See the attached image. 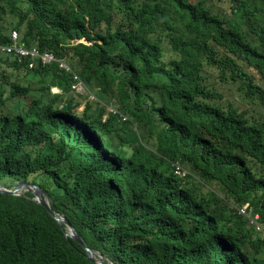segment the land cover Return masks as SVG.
I'll return each instance as SVG.
<instances>
[{
  "label": "trees",
  "instance_id": "obj_1",
  "mask_svg": "<svg viewBox=\"0 0 264 264\" xmlns=\"http://www.w3.org/2000/svg\"><path fill=\"white\" fill-rule=\"evenodd\" d=\"M26 1L31 10L20 6ZM1 2L12 3L7 12L16 14L17 22L30 15L29 26L53 32L60 40L47 35L49 47L68 58L86 84L99 80L106 60L117 53L126 70L116 79L117 93L137 90L139 100L123 97L137 126L115 124L110 116L104 123V129L115 131L110 136L91 114L74 113L69 102L60 104L46 91L19 111L22 100L13 98L28 93L20 85L30 83L31 70L12 54L0 53V185L40 186L51 210L63 214L84 243L113 264H264V235L229 204L249 202L264 215V179L247 164L252 157L264 166V129L241 111L224 112L210 103L218 92L206 81L205 68L218 69L223 79H239L264 103V0H230L233 16L240 18L243 10L240 27L226 26L205 0L190 7L178 0ZM5 24L10 23L0 5L1 42L9 39ZM211 28L220 37L218 45L241 65L234 60L233 71L223 76L227 65L218 50L205 58L179 53L175 63L162 66V78L172 82L162 86L165 98L155 109L150 76L158 58L150 45L170 44L171 36L177 52L191 36ZM81 37L103 40L91 46L67 43ZM74 57L88 65L75 66ZM32 70L44 81L69 84L56 65ZM10 99L15 103L9 107ZM149 109L157 111L156 118ZM49 139L53 143L47 145ZM176 160L189 171L185 178L173 173ZM0 264L94 262L26 190L0 193Z\"/></svg>",
  "mask_w": 264,
  "mask_h": 264
},
{
  "label": "clouds",
  "instance_id": "obj_2",
  "mask_svg": "<svg viewBox=\"0 0 264 264\" xmlns=\"http://www.w3.org/2000/svg\"><path fill=\"white\" fill-rule=\"evenodd\" d=\"M178 1L182 5V7H190L192 4L197 3L200 0H178ZM205 1L212 6V9L214 12L221 15L219 11H216L214 9V5L210 0H205ZM227 2L230 3V13H231V2L230 0ZM10 4L12 3H8V2L0 3V5L4 7V16L6 18V21L10 23L9 25L5 24L6 25L5 32L7 36L9 37V39L7 42L0 41V53H4L5 55L12 54L20 62H23L28 70H31V71H28L30 73L29 78L31 82L29 84L26 83L27 85H20L23 88H27L28 93L26 94L25 97L15 96L13 98V99L22 100V103H21L22 105L19 111H25L29 105L30 100L33 99V97L35 98L40 93H44L46 91L48 94L52 96H55V95L58 96L60 104H65L66 102H69L73 106L72 111L74 113L88 112L86 111V109L88 108L87 104L89 102L90 105L96 104L98 107L101 108L100 110L101 112L99 113V116H100V122H102L103 124L108 120L110 116H114L116 118L115 124H119L123 126V122L129 121L133 123L134 127L137 126L136 123L132 120L131 116L127 113L128 110L124 106V101H123V97H126L128 101H131V97H135L138 99L137 90H135L133 93H128L123 96H119L117 93L116 79L118 78L120 74H123L126 72L123 66V62L119 61V57L117 53H115L112 58L106 60L107 65L102 68L101 78L99 80H92L91 82H89V84H86L85 81L80 77V75L73 70V67L68 62L69 59L59 56V53H55L54 50L49 47V44L46 40V36L49 35L51 37L48 36V39L53 38L55 40V39H58L54 37L56 35L53 32L52 33L48 32L47 29L45 28H40L38 25L32 24L31 26H29L28 20H30V15L23 23L17 22L18 16L16 14H13V13L10 14L7 12V9ZM20 6L25 10L26 9L31 10L28 1H26V3H21ZM15 7H16L15 10L17 11V4L15 5ZM240 13H241L240 18H239V15H237L238 19L235 16H232V18H235L238 21L237 27H240L243 21L242 19L243 10H240ZM86 20H88L87 17H86ZM172 20L176 21V18L173 17ZM226 21L227 22L225 25L230 26L231 25L230 20L226 19ZM17 25L21 27L18 28ZM54 32L56 34L59 33L56 31ZM167 32L169 33V31H165V33ZM179 34L180 33H178V35ZM191 37L192 38L188 46L182 47V50L180 51L175 49V51L177 52L173 51V47L175 44L171 36H170V40H171L170 44L153 43L150 45V49L152 48L154 49V55L152 57L154 59L158 58V60L155 63L156 71L150 76V79H151L150 83L155 89V93L152 98L153 102L156 104L155 109H158V106H159V103H157L158 100L159 99L164 100L165 98L162 86H167L170 84V82H172L170 80H164L162 78L161 76L162 66L164 64L165 65L170 64L172 62L175 63L174 60H178L179 53L180 54L186 53L188 55L193 56L194 58H200V57L205 58L209 53L213 52L214 50H218L219 55L224 56L226 65H227V72L225 74H221L223 76H228L230 75L231 71H233L232 62H234V60L236 61L238 65H241L239 58L236 57L234 53H229L223 50L218 45V41L220 37L216 34L214 28H211L210 32L205 35L191 36ZM102 40L103 39H100V38L88 39L86 37H81V38L71 39L70 42H67V43L69 44H76V43L80 44L81 43V44L91 46L94 43L102 44ZM62 45H63V41H60L58 43V47L62 49ZM71 60L74 61L75 66L77 65V66L83 67L84 65H88V63L82 62L75 57L74 59H71ZM51 65H56L57 69L63 71L65 74H68L69 79H70L68 86H59L55 83H51L50 81H44L40 78L39 75L36 77L32 76V75H37L33 72L32 69H35L38 67L41 68V67L51 66ZM208 66L209 65H206L205 68H207L206 69V81L209 84L213 85L212 83L208 81V77H207L208 71L216 72L218 80H229L231 82L240 83L239 79L232 80L229 77L224 78V79L221 78V76L219 75L220 72L218 69L214 67L208 68ZM240 88L245 89V93L248 94V91L246 90V88L242 87L241 83H240ZM217 92L218 94L215 95L214 100H210V103L222 109L224 112H229L231 109H236L237 111H241L245 114L244 111L240 110L237 107H234L230 104L224 105L221 101L222 94L219 91ZM13 99H10L7 101V104L9 105V107L11 104L15 103ZM144 107L148 110V108L145 105ZM107 108L109 109V111L106 110ZM149 114L153 115V118L157 117V111L155 110L149 109ZM105 115H106V119H104ZM250 122L261 125L264 129L263 123H259L255 121L254 122L250 121ZM120 132H123V131L120 129ZM73 138H75V136H73ZM83 150H84V146H83ZM249 158L255 160L252 157H249ZM174 162L175 161H173L172 163ZM172 163H171L172 171L175 175H177L174 172V167ZM179 164L184 169L185 174L183 176H180V175H177V176L180 178H185L187 174L189 173V171L180 162ZM259 166L261 165L258 163V165L256 166L257 172H258ZM249 168L251 170L250 172L253 173L257 179H260V180L264 179V172H260L256 174L252 171L250 166ZM212 184L217 186V184L215 183H212ZM6 188H9V187H6ZM23 191H26V190H23ZM245 203H249V202H245ZM229 204L232 208H234V210L236 207L243 205V204H238V203L236 204L235 202H232Z\"/></svg>",
  "mask_w": 264,
  "mask_h": 264
},
{
  "label": "rangeland",
  "instance_id": "obj_3",
  "mask_svg": "<svg viewBox=\"0 0 264 264\" xmlns=\"http://www.w3.org/2000/svg\"><path fill=\"white\" fill-rule=\"evenodd\" d=\"M210 1L213 3L214 9L216 11H219L224 18L229 19L231 24L238 25L237 19L232 18L233 15H231L230 13L229 2H227L226 0H210ZM207 77H208V81L213 84L215 89L222 94L221 101L224 105L230 104L234 107H237L245 112V115L248 117L250 121L253 122L255 121L264 124V103H262L258 98L246 94L245 89L240 88L239 82H231L229 80H218L217 74L214 71H208ZM27 79L28 82H31L29 76H27ZM100 110L101 108L98 107L96 104H94L91 105L87 113L91 114L90 115L91 118L93 117L96 119L101 130H107V129L110 130L107 134L108 136H110L109 135L110 133L115 134V131H112L110 126L106 125L104 129V124L102 122H99L100 121L99 113L101 112ZM106 110L109 111L108 108ZM104 119H106V115L104 116ZM116 128H118V125H116ZM51 143H53V140L49 139L47 145ZM51 148H53V146H51ZM247 163L249 164V166L251 167L254 173L257 174L260 172H264L263 166H259L257 172L256 166L258 165V163L255 160L248 157ZM210 186L211 188L219 192L218 189H215L217 188L216 185L212 184ZM219 194L223 195L222 192H219ZM262 254L264 255V251L262 252Z\"/></svg>",
  "mask_w": 264,
  "mask_h": 264
},
{
  "label": "water",
  "instance_id": "obj_4",
  "mask_svg": "<svg viewBox=\"0 0 264 264\" xmlns=\"http://www.w3.org/2000/svg\"><path fill=\"white\" fill-rule=\"evenodd\" d=\"M23 190H28L33 193L35 200L40 203L50 215L59 223L64 233L68 237H72L76 240L87 252L89 259L94 262V264H113L112 262L106 260L102 255L96 254V252L87 246L81 237L76 232L74 226L68 221V219L63 214H57L51 210L50 203L48 199L44 196V190L30 181H19L12 188H6L0 185V193L10 194V195H20Z\"/></svg>",
  "mask_w": 264,
  "mask_h": 264
},
{
  "label": "built area",
  "instance_id": "obj_5",
  "mask_svg": "<svg viewBox=\"0 0 264 264\" xmlns=\"http://www.w3.org/2000/svg\"><path fill=\"white\" fill-rule=\"evenodd\" d=\"M172 165L174 167V172L177 175L183 176L185 174V171L179 162L175 161ZM235 212L236 214L243 216L255 232L264 235V215L256 211L252 205L245 203L236 207Z\"/></svg>",
  "mask_w": 264,
  "mask_h": 264
}]
</instances>
